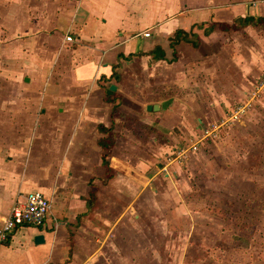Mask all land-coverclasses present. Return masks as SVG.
Here are the masks:
<instances>
[{
	"label": "crops",
	"instance_id": "0c3cea01",
	"mask_svg": "<svg viewBox=\"0 0 264 264\" xmlns=\"http://www.w3.org/2000/svg\"><path fill=\"white\" fill-rule=\"evenodd\" d=\"M255 88L264 0H0V220L52 202L0 264H185L169 222L189 155L221 150Z\"/></svg>",
	"mask_w": 264,
	"mask_h": 264
},
{
	"label": "rangeland",
	"instance_id": "374dc122",
	"mask_svg": "<svg viewBox=\"0 0 264 264\" xmlns=\"http://www.w3.org/2000/svg\"><path fill=\"white\" fill-rule=\"evenodd\" d=\"M233 77L237 80L239 73ZM249 92L252 107L223 131L221 150L206 145L189 155L197 174L187 175L186 201L181 200L186 205L177 209L179 201L171 202L182 212L169 222L170 261L264 264V91Z\"/></svg>",
	"mask_w": 264,
	"mask_h": 264
},
{
	"label": "built area",
	"instance_id": "2783aa9c",
	"mask_svg": "<svg viewBox=\"0 0 264 264\" xmlns=\"http://www.w3.org/2000/svg\"><path fill=\"white\" fill-rule=\"evenodd\" d=\"M145 35L149 36L150 32L146 31ZM67 39L71 40L72 37L68 36ZM243 112V109L238 110L233 118H239ZM215 127L217 126L215 125ZM51 210L52 202L44 193L40 191L29 192L23 202L13 205L7 218L0 220V245L6 242L17 226H42Z\"/></svg>",
	"mask_w": 264,
	"mask_h": 264
},
{
	"label": "trees",
	"instance_id": "16d2710c",
	"mask_svg": "<svg viewBox=\"0 0 264 264\" xmlns=\"http://www.w3.org/2000/svg\"><path fill=\"white\" fill-rule=\"evenodd\" d=\"M250 20H252L253 21V18L252 17H247V18H245V22H249ZM237 26V25H236ZM244 227L246 228L247 227V225H244ZM249 228H251V227H249ZM252 229H253V227H252ZM245 232H246V229H245ZM251 232V231H250ZM250 232L248 231V233H249V236H251V234H250ZM244 241L245 242H248L249 243V238H245L244 239Z\"/></svg>",
	"mask_w": 264,
	"mask_h": 264
},
{
	"label": "water",
	"instance_id": "95a60500",
	"mask_svg": "<svg viewBox=\"0 0 264 264\" xmlns=\"http://www.w3.org/2000/svg\"><path fill=\"white\" fill-rule=\"evenodd\" d=\"M148 108H150V107L148 106ZM40 240H43V235H39V236H37L36 241L39 242Z\"/></svg>",
	"mask_w": 264,
	"mask_h": 264
}]
</instances>
